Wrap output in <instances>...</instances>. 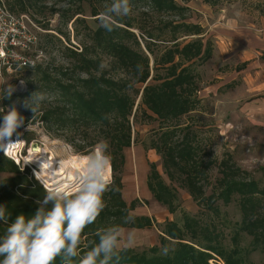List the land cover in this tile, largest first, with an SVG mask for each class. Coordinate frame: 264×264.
Returning a JSON list of instances; mask_svg holds the SVG:
<instances>
[{"label": "trees", "instance_id": "16d2710c", "mask_svg": "<svg viewBox=\"0 0 264 264\" xmlns=\"http://www.w3.org/2000/svg\"><path fill=\"white\" fill-rule=\"evenodd\" d=\"M45 1L7 0V5L16 13H27ZM65 1L82 4L101 0ZM130 3L156 13L183 16L184 7L175 0H130ZM105 10L99 12L93 5L91 15L97 16ZM116 21L111 32L99 23L90 33V43L80 51L66 48L71 70L41 65L27 68L39 74L37 80L41 85L31 86L29 93L20 95L31 97L45 90L41 93L51 101L42 107L39 120L49 137L51 133L81 132L84 136L80 137L83 144L77 146L79 151L96 145L100 150L107 145L105 154L110 158L112 180L109 191L103 196L106 206L97 220L84 230L78 249L80 257L99 242L98 233L108 227L145 228L153 224L149 216L131 213L136 208V200L127 204L121 194L124 150L134 142L131 118L159 122L150 138L149 149L160 156L168 179L180 181V186L199 206L218 214L216 201L228 204L237 200L242 218L233 238L236 241L238 232H245L252 237V249H256L264 240V216L261 215L264 185L260 186L229 155L219 161L214 157L204 161L194 141L193 127L181 121L183 116L196 112L200 105L194 66L203 64L212 55L210 41H204L201 36L202 27L168 20L157 33L143 29L145 37L139 36V40L132 28L142 30V27L125 17H117ZM190 36L194 37L187 40ZM154 42L163 44L158 52L151 48ZM13 96L3 104L9 105ZM23 138L29 141L33 137L25 135ZM214 167L219 173L214 183L202 182ZM2 173L8 175L0 178V205L6 207L9 224L20 214L33 215L38 208L35 202L43 198L45 189L0 153ZM146 185L157 202L174 212L177 188L162 178L154 162L150 163ZM126 216L133 220L126 223ZM9 224L0 223V236L6 233ZM165 246L171 249L167 255L161 254ZM248 254L249 250L236 242L231 247L226 246L222 233L212 223H204L198 216L183 212L181 224L172 220L163 224L159 244L142 251L126 248L120 253L119 264H215L213 260L218 264V260L223 264H246ZM55 264H60L59 258Z\"/></svg>", "mask_w": 264, "mask_h": 264}, {"label": "rangeland", "instance_id": "374dc122", "mask_svg": "<svg viewBox=\"0 0 264 264\" xmlns=\"http://www.w3.org/2000/svg\"><path fill=\"white\" fill-rule=\"evenodd\" d=\"M175 1L184 7L181 18L171 13L148 11L140 5L133 4L131 15L125 18L142 27V30L132 28L139 40L140 37H145L143 29L157 33L163 22L168 20L195 23L202 27L201 36L204 41L207 39L210 41L212 55L203 64L194 66L200 105L196 112L183 116L181 121L193 127L194 141L204 161L209 157L219 161L229 155L241 169L247 171L260 186H263L264 120L258 117L257 111L264 103V43H261L264 41V0ZM111 3L112 0L93 3L84 1L82 4L76 1L47 0L40 6L29 9L27 14L39 21L42 28V31L38 32L39 41L36 49L42 51L45 58L39 65L49 66L51 69L60 67L63 70H71L72 62L68 58L66 48L80 51L84 45H88L90 33L100 23L98 18L100 14L91 15L93 5L102 12ZM192 37L194 36L188 37L187 40ZM162 45V42H154L151 48L158 52ZM104 65H107V59H104ZM6 77L7 88L0 92V97L6 95V90L10 86H15V91L9 105L3 104L7 98L0 99V108L4 110L0 112V121L3 120V115L15 107L25 121L16 133L38 138L44 144L43 147L50 143L55 144L54 150L60 160H65L69 156L77 159L82 157L88 165L89 159L100 150L96 145L79 151L77 146L83 144L80 138L84 136L83 133L78 134L74 131L51 133L50 139L44 136V127L39 116L42 107L51 101L45 94L43 101L39 102L35 116L25 107V102L31 97L20 95L29 93L31 86L35 85L36 88L41 85L37 80L39 74L34 70L18 68L12 73H7ZM43 91L45 90H40L39 94ZM131 121L134 142L124 150L125 164L120 173L121 194L127 204L131 200H136V208L131 213L147 215L153 224L145 228L128 226L120 228L125 242L129 235L134 237V245L128 248L142 251L159 244L163 224L167 220L181 224L182 213L186 212L198 216L204 223H212L217 231L222 233L226 246L231 247L236 242L239 247L249 250L246 264H264V240L253 250L252 237L247 233L238 232L236 241L233 238L242 218L237 200L228 204L221 200L216 201L218 214L199 206L187 190L180 186V181L168 179L162 168L160 156L149 149L150 138L153 130L158 128L159 122L144 121L141 118L137 120L131 118ZM63 143L71 145L72 150L66 149ZM151 162L156 164L162 178L177 188L178 199L176 209L172 213L166 206L157 202L147 188L146 181ZM7 175L8 173H2L0 178ZM105 175L111 182V167ZM218 175V170L214 167L202 182L213 184ZM261 215L264 216V209L261 210ZM218 261L219 264H223L221 260ZM213 262L218 264L214 260Z\"/></svg>", "mask_w": 264, "mask_h": 264}, {"label": "clouds", "instance_id": "9594fccd", "mask_svg": "<svg viewBox=\"0 0 264 264\" xmlns=\"http://www.w3.org/2000/svg\"><path fill=\"white\" fill-rule=\"evenodd\" d=\"M131 12L130 0H112L99 16L100 25L111 32L117 23L116 18L130 16ZM14 91L15 86H10L0 99L10 98ZM43 99V94L35 92L25 102V107L35 116ZM3 111L0 108V112ZM24 122L15 107L3 115L0 150L5 155L16 143L11 139L13 134ZM106 150L105 144L99 153L93 154L84 173L78 175L76 184L68 188L63 184L45 187V194L35 202L38 208L30 217L20 214L9 224L6 207L0 205V223L9 224L6 233L0 236V264H55L57 258L60 264H113V261L119 264L121 251L132 247L135 241L129 235L125 242L118 226L99 232V242L84 256L80 257L78 251L84 230L97 220L106 206L103 196L110 189V181L105 175L110 165ZM124 220L131 222L133 217L126 216ZM169 251L171 249L165 246L161 254L167 255Z\"/></svg>", "mask_w": 264, "mask_h": 264}, {"label": "built area", "instance_id": "2783aa9c", "mask_svg": "<svg viewBox=\"0 0 264 264\" xmlns=\"http://www.w3.org/2000/svg\"><path fill=\"white\" fill-rule=\"evenodd\" d=\"M40 31L42 28L29 14L16 13L9 8L7 0H0V77L18 68H31L41 64L45 56L42 51L36 49ZM44 136L50 139L45 133ZM11 139L16 143L8 150L7 155L3 150H0V153L44 189L56 184H63L68 188L77 183L78 178H72L70 169L64 170L51 180L40 174V162L43 159L52 163L54 167L59 166L60 159L54 150L55 144L50 143L43 147L44 144L38 138L33 137L26 141L18 133H14ZM48 146L52 149L46 152ZM63 146L72 150L68 143H63Z\"/></svg>", "mask_w": 264, "mask_h": 264}, {"label": "bare ground", "instance_id": "6f19581e", "mask_svg": "<svg viewBox=\"0 0 264 264\" xmlns=\"http://www.w3.org/2000/svg\"><path fill=\"white\" fill-rule=\"evenodd\" d=\"M52 147L48 146L46 147L45 151L51 150ZM87 162L82 157L74 158L73 156L67 157L65 160L59 161V166L54 167L52 163L47 162L46 160H42L40 162V174L47 178L48 180H51L58 176L59 174H62L64 170L70 169V173L72 175V178H78V175H82L86 169Z\"/></svg>", "mask_w": 264, "mask_h": 264}, {"label": "crops", "instance_id": "0c3cea01", "mask_svg": "<svg viewBox=\"0 0 264 264\" xmlns=\"http://www.w3.org/2000/svg\"><path fill=\"white\" fill-rule=\"evenodd\" d=\"M258 42L260 43L261 41H258ZM261 43H264V41ZM6 78H7L6 74L4 76L0 77V92H3V90L5 88H7L6 87L7 86L6 85V82H7ZM257 115L259 118L264 120V103H263V105L261 104V108H260V106L258 107Z\"/></svg>", "mask_w": 264, "mask_h": 264}]
</instances>
